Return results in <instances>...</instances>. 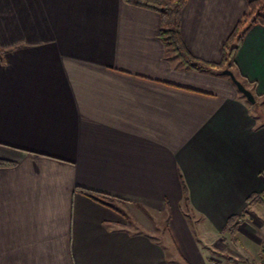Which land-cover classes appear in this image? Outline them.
<instances>
[{"label": "crops", "instance_id": "0c3cea01", "mask_svg": "<svg viewBox=\"0 0 264 264\" xmlns=\"http://www.w3.org/2000/svg\"><path fill=\"white\" fill-rule=\"evenodd\" d=\"M247 3L185 0L188 52L220 62ZM159 27L136 0H0V264H240L223 254L247 259L249 240L264 253V23L230 64L255 103L185 67Z\"/></svg>", "mask_w": 264, "mask_h": 264}, {"label": "trees", "instance_id": "16d2710c", "mask_svg": "<svg viewBox=\"0 0 264 264\" xmlns=\"http://www.w3.org/2000/svg\"><path fill=\"white\" fill-rule=\"evenodd\" d=\"M185 0H136V3H140L148 8L156 10L160 15V27L158 30V36L167 47L173 52V54L182 62L187 68L196 70H210L223 74V69H230V64L233 61L235 50L240 43V40L245 32V29L252 23L259 22L264 23V0H248L247 11L243 14L242 18L237 22L235 29L231 32L224 45H229L232 39H235V43L230 45L228 51H223V56L220 62H204L193 57L186 49L180 35V11ZM231 70V69H230ZM256 102V101H255ZM254 102V103H255ZM5 163L0 160V164ZM92 199L99 201L105 205L116 208L112 203V198L106 193L98 192L95 190L82 189ZM262 195H251L248 198V203H255L261 201ZM260 197V198H259ZM183 201L187 209L188 196L186 187L183 184ZM117 209V208H116ZM242 214L231 215L226 221V230L230 236L234 235L237 231V226ZM229 260L233 258L228 257ZM240 264H249L245 260H237ZM263 263V262H261Z\"/></svg>", "mask_w": 264, "mask_h": 264}, {"label": "rangeland", "instance_id": "374dc122", "mask_svg": "<svg viewBox=\"0 0 264 264\" xmlns=\"http://www.w3.org/2000/svg\"><path fill=\"white\" fill-rule=\"evenodd\" d=\"M222 75L229 77V75L226 73H223ZM239 93L241 95H243L241 92H239ZM113 204L116 205V207L120 208L122 211H124L128 215L127 218H129V222H130L131 226H137V228L138 227L141 228V226L138 224H142V225H147L149 227L150 225H153L152 223H154V225L158 224L157 227H159V228L163 227L164 214H162V213L161 214L156 213V215H155V213L154 214L152 213L151 216L149 214L144 216L143 213H141L137 209L135 210L134 208H131L130 207L131 205L123 204V203H119V202H113ZM262 211L264 212V209H262ZM149 216L151 217V219ZM155 217H156V221H155ZM155 222H157V224ZM193 228H194V225H193ZM194 230H195V228H194ZM195 232H196V230H195ZM159 234H161V232H159ZM227 234H228V236H230L228 232H227ZM196 235L198 236V238H201L200 234L198 232H196ZM255 248H257L256 252H255ZM206 249H208V248H206ZM233 250L236 251L235 248H233ZM261 250H262L261 247H257L253 241L249 240L247 250H246L247 254H245L247 259L245 257H239L240 259H238L236 256L237 254L234 251H232V252H228V251L225 252L224 251L225 253L223 254V257H226L224 260H229L228 257H231V258H233L232 261L235 260L236 262H238L237 260H240V261L245 260V261L249 262V264H264V253H262ZM237 251H239V250H237ZM212 254L215 256H219L220 252L214 251V252H212ZM261 262H263V263H261Z\"/></svg>", "mask_w": 264, "mask_h": 264}, {"label": "water", "instance_id": "95a60500", "mask_svg": "<svg viewBox=\"0 0 264 264\" xmlns=\"http://www.w3.org/2000/svg\"><path fill=\"white\" fill-rule=\"evenodd\" d=\"M222 72L229 75L231 81L233 82L237 90L244 95V97L246 98L248 102L250 103L255 102V97L253 93L251 92V90L248 89L239 79L236 78L232 70L226 68V69H223Z\"/></svg>", "mask_w": 264, "mask_h": 264}]
</instances>
